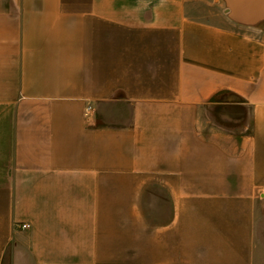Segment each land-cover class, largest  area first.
<instances>
[{
  "label": "crops",
  "instance_id": "obj_1",
  "mask_svg": "<svg viewBox=\"0 0 264 264\" xmlns=\"http://www.w3.org/2000/svg\"><path fill=\"white\" fill-rule=\"evenodd\" d=\"M0 264H264V0H0Z\"/></svg>",
  "mask_w": 264,
  "mask_h": 264
},
{
  "label": "built area",
  "instance_id": "obj_2",
  "mask_svg": "<svg viewBox=\"0 0 264 264\" xmlns=\"http://www.w3.org/2000/svg\"><path fill=\"white\" fill-rule=\"evenodd\" d=\"M92 110V105L90 103L86 104V106L84 107V110H83V114L84 116H88L90 114V111ZM19 225V227L21 228H28L30 226V223L25 221V222H21L20 224H17Z\"/></svg>",
  "mask_w": 264,
  "mask_h": 264
}]
</instances>
